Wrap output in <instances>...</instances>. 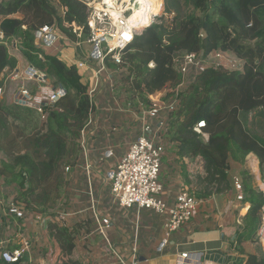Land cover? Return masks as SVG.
I'll list each match as a JSON object with an SVG mask.
<instances>
[{
    "label": "trees",
    "instance_id": "trees-1",
    "mask_svg": "<svg viewBox=\"0 0 264 264\" xmlns=\"http://www.w3.org/2000/svg\"><path fill=\"white\" fill-rule=\"evenodd\" d=\"M189 6L193 10L187 12ZM164 11L173 14L172 26L152 24L123 52L122 64L128 74L120 78L118 94L132 105L179 84L181 76L173 66L179 53L208 55L218 50L243 61L242 71L214 64L200 70L179 92L178 106L169 114L163 134L167 148L202 158L204 176L198 182L207 185L200 193L190 194L207 197L212 194L210 185L214 192L229 187L231 160L253 153L264 164V139L258 134V124L264 120V0H164ZM53 23L58 33L72 41L88 36L86 7L79 0H0V72L16 64L6 40L20 38L19 48L26 59L65 90L57 102L42 106L47 116L41 124L35 109L0 102V153L7 157L0 160V177L13 186V200L34 214L58 208L67 186L64 168L78 158L79 130L92 108L76 66L67 65L56 54L42 55L34 44V32ZM72 24L80 27V37L72 31ZM199 120L205 122L206 138L192 129ZM253 195L256 201L250 217L258 216L259 227L263 193ZM51 228L53 243L49 242L48 254L44 252L49 264H82L73 258L79 225L52 220ZM248 262L264 264V257L250 256ZM0 264H21V260L7 263L0 259Z\"/></svg>",
    "mask_w": 264,
    "mask_h": 264
},
{
    "label": "crops",
    "instance_id": "crops-1",
    "mask_svg": "<svg viewBox=\"0 0 264 264\" xmlns=\"http://www.w3.org/2000/svg\"><path fill=\"white\" fill-rule=\"evenodd\" d=\"M62 36L63 40L59 39L60 41L57 40L50 46L38 44L35 39L34 44L42 55L56 54L67 65L85 59L89 49L88 44L84 40L72 41ZM17 40L21 42L20 38ZM41 54L39 53V56L43 59ZM11 55L15 58L16 64L13 68L6 67L0 72V86L4 91L7 84L8 89L14 82L17 85L9 99L3 95L0 102L33 108L30 105L13 102V95L21 84L27 81L14 80L11 74L14 71L22 73L26 67L32 66L38 73H42L43 80L46 81L45 71L33 66L23 53L19 54L21 57L16 54ZM93 71L90 65L78 70L83 76L81 77L83 84L87 81L91 82ZM32 81L36 83V87H39L38 92L33 95V100L43 102L42 93L47 91V84ZM118 89V86H115L111 96L106 92L101 94L97 92L90 114L92 123L87 128L85 138L87 160L91 164L92 183L97 196V208L110 218L106 235L114 248L129 259L130 248L135 239L138 245L139 264H177V258L182 252H188L202 264H249L250 256L264 257L263 248L257 241L258 216L255 220L250 217L256 201L253 193L256 191L263 193L264 189V176L261 174L259 160L253 153L230 161L229 187L214 192V185H210L208 189H212V194L199 197L201 202L190 221L175 230L166 243L162 242L165 216L147 209L122 208L111 201L105 172L115 158L124 152L136 127L131 113L124 108L125 104L119 103L121 107L116 105V100H124V95L118 94ZM108 147L114 149V157L103 156L104 150ZM79 155L81 156L80 152ZM161 163L159 181L163 188L160 197L167 203L172 202L180 189H187L189 193L197 190L200 193V189L204 190L203 186L207 185L198 182V178L204 176L203 161L200 156L192 158L179 155L175 149H169L165 145ZM67 175V186L63 196L66 204L61 203L60 207L49 213V217L51 215L50 219L57 223L60 220L59 224H62L65 223L62 219L67 215L65 212H72L69 214L73 215L71 222L67 221L65 224L79 225L73 255L76 254V258L82 264H108L110 258L106 243L102 235L92 231L90 211L75 213L88 203L85 195V174L76 168ZM235 179L241 182V190L234 187ZM14 194L13 186L5 183L0 177V241L9 238L11 239L8 243L9 248L18 246L20 239L19 235L15 234L17 229V232H21L32 241L31 250L22 257L23 262L29 257H42L49 262V258L44 254L46 251L48 254L51 249L48 247L50 245L45 232L47 230L43 227L45 218L26 210L24 217L9 214L7 206ZM217 195H221L222 198H217ZM58 213L65 215L62 214L63 217L58 219Z\"/></svg>",
    "mask_w": 264,
    "mask_h": 264
},
{
    "label": "built area",
    "instance_id": "built-area-1",
    "mask_svg": "<svg viewBox=\"0 0 264 264\" xmlns=\"http://www.w3.org/2000/svg\"><path fill=\"white\" fill-rule=\"evenodd\" d=\"M86 7V23L89 29L88 36L84 40L89 49L85 59L73 63L77 70L93 68L91 82L87 86V94L93 108L98 94H113L115 86L120 83V78L128 74L127 67L122 64V56L125 49L132 43L134 37L141 34L152 24L165 23L168 26L173 24V14L164 11V0H79ZM72 31L77 37L81 35V29L72 24ZM203 36V33H200ZM3 35L0 32V40ZM35 42L38 44L52 45L57 40H63L58 33L55 23L44 24L34 32ZM211 59L212 61L208 60ZM220 65L227 69L242 71L243 61L230 52L214 51L208 55L203 52H182L173 59V66L180 74L179 84L169 89H163L147 95V102L138 101L132 105L125 99L116 100V105L124 103L126 111L131 113L135 121L133 136L128 141L124 152L115 158L111 166L105 172V181L108 187V194L111 201L122 208H136L151 210L158 215L165 216L164 237L162 242L166 243L172 233L182 225L190 221L194 211L201 202V199L193 196L187 189H180L172 202L167 203L161 197L162 184L159 181L161 170V157L164 151L163 134L166 131L169 114L178 106V94L187 87L200 70L208 65ZM149 67L153 62L148 63ZM81 75V74H80ZM12 79L24 81L35 80L44 82L42 73H38L32 66H28L22 73L14 71ZM81 77H83L81 75ZM47 91L42 93L43 102H35L29 89L21 84L20 88L13 95V102L33 106L39 114L42 122L46 120L47 113L42 106L54 104L65 93L63 86L59 83L54 87H46ZM159 92V94H155ZM171 92L170 95H167ZM3 89L0 86V101L2 100ZM119 99V98H118ZM77 138L79 144L78 158L74 165H67L64 171L71 173L74 169L83 171L86 177L85 195L88 203L84 208L78 209L75 213L89 210L93 223L92 231L102 235L106 243L109 255L108 264H139L138 245L134 239L130 248L129 259L114 248L106 235L110 218L97 208V196L92 183L91 164L87 160L85 138L87 128L92 123L91 111ZM204 120H199L193 126V131L206 138L203 131ZM104 157H114V149L108 147L103 152ZM237 190H241V182L235 179L233 182ZM239 198H241L239 196ZM7 211L16 217H24L25 210L19 202L13 199L8 203ZM69 215L72 212H65ZM259 227L257 230V241L264 251V189L263 204L259 211ZM20 243L13 248L8 247L11 239L0 241V259L7 263H15L21 260V264H49L45 259L29 257L23 262L22 257L31 250L32 241L21 232ZM177 264H202L188 252H182L177 258Z\"/></svg>",
    "mask_w": 264,
    "mask_h": 264
},
{
    "label": "rangeland",
    "instance_id": "rangeland-1",
    "mask_svg": "<svg viewBox=\"0 0 264 264\" xmlns=\"http://www.w3.org/2000/svg\"><path fill=\"white\" fill-rule=\"evenodd\" d=\"M54 2H56V0H53ZM184 10H186V8L184 9ZM191 10H193L192 9V7L191 6H189L188 7V9L186 10L187 12L188 11H191ZM60 41V40H59ZM6 46H7V49H8V51H9V53L10 54H16V55H18V57L20 56L19 54H21L22 52H21V50H20V48H19V46H20V42L17 40V38H11L10 40H6ZM41 52V51H40ZM21 57V56H20ZM208 60L209 61H212L211 59H209L208 58ZM46 75V81H45V84H47V86L48 87H54V86H56V85H58V83L59 82H57L56 81V79L54 78V77H52L50 74L49 75H47V73L46 72H44ZM120 83L118 84V90H121V88H122V82L121 81H119ZM16 85H17V83L16 82H14V83H12L11 85H10V89H8V84L6 85V87H5V90L3 91L4 93H3V95H4V97H7L8 99H9V96H10V94H11V92L16 88ZM24 85L30 90V92H31V94L32 95H34L36 92H38V90H39V87H36V83L34 82V81H32V80H30V81H27V82H25L24 83ZM36 88V89H35ZM155 94H159V92H157V93H155ZM2 95V96H3ZM125 99V98H124ZM127 101V100H126ZM139 101H141V100H139ZM129 102V101H128ZM136 105H137V103H136ZM250 118H251V115H250V117H249V120H250ZM39 120H40V118H38ZM42 123V121L40 120V124ZM261 127V128H260ZM258 134H259V136L261 137V138H263L264 139V120L262 119V121H260L259 122V124H258ZM164 148H165V140H164ZM1 159H7V157L3 154V153H0V160ZM260 169H261V174L264 176V164H262V165H260ZM68 174V172L66 173L65 172V178H66V181H67V175ZM84 191H85V189H84ZM61 203H64V204H66L64 201H63V198H62V200L60 201V203L58 204V206L57 207H60V205H61ZM66 207H64V209H65ZM53 210H49V211H47V212H44V213H38L39 215H42L41 217H44L45 218V222H44V228H46V230L47 231H45L46 232V236H47V238H48V240H49V242H50V244L51 243H53V240L51 239V233H52V228H51V220L52 219H50L51 218V215H50V217H49V213L50 212H52ZM64 213V212H63ZM63 213H58V219H60L61 217H63L65 214H63ZM62 214H63V216H62ZM43 218V219H44ZM72 218H73V215H69V216H67V215H65L64 216V219H62V222H67L68 221V223L69 222H71V220H72ZM59 223L61 222L60 220L58 221ZM46 226V227H45ZM44 230V229H43ZM76 254H74L73 255V258H76Z\"/></svg>",
    "mask_w": 264,
    "mask_h": 264
},
{
    "label": "water",
    "instance_id": "water-1",
    "mask_svg": "<svg viewBox=\"0 0 264 264\" xmlns=\"http://www.w3.org/2000/svg\"><path fill=\"white\" fill-rule=\"evenodd\" d=\"M64 91H65V90H64ZM220 197L222 198V196H221V195H217V198H220Z\"/></svg>",
    "mask_w": 264,
    "mask_h": 264
}]
</instances>
